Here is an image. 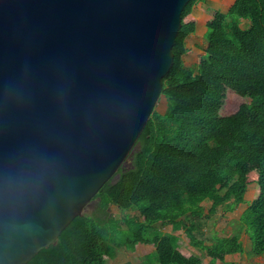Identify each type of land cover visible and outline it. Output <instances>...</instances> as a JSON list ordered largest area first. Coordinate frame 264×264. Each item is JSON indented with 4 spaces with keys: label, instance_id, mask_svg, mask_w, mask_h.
Here are the masks:
<instances>
[{
    "label": "water",
    "instance_id": "95a60500",
    "mask_svg": "<svg viewBox=\"0 0 264 264\" xmlns=\"http://www.w3.org/2000/svg\"><path fill=\"white\" fill-rule=\"evenodd\" d=\"M191 0H0V264H28L119 178Z\"/></svg>",
    "mask_w": 264,
    "mask_h": 264
},
{
    "label": "trees",
    "instance_id": "16d2710c",
    "mask_svg": "<svg viewBox=\"0 0 264 264\" xmlns=\"http://www.w3.org/2000/svg\"><path fill=\"white\" fill-rule=\"evenodd\" d=\"M196 1L182 13L174 65L163 79L167 110L152 112L129 158L132 168H121L119 178L96 195L94 216L77 217L55 245L28 264H107L119 249L134 252L139 244L155 248L141 264H203L180 248L178 235H159V224L183 230L210 264L225 262L245 252L240 236L215 237L208 245L197 236V218L205 215L206 203L208 218L222 206L235 210L252 184L259 196L240 222L251 253L264 256V0H236L227 14L216 13L207 25L206 55L194 74L184 68L183 56L186 39L196 30L189 19ZM244 21H250L246 28ZM229 91L251 101L222 116ZM111 206L125 214V229L109 216Z\"/></svg>",
    "mask_w": 264,
    "mask_h": 264
},
{
    "label": "rangeland",
    "instance_id": "374dc122",
    "mask_svg": "<svg viewBox=\"0 0 264 264\" xmlns=\"http://www.w3.org/2000/svg\"><path fill=\"white\" fill-rule=\"evenodd\" d=\"M185 68V67H184ZM189 71L195 73L197 72L196 68H186ZM249 98H242L235 94L233 91H229L227 101L225 106L221 110L222 116H230L233 115L238 111V109L243 105L250 103ZM168 107V101L166 98L161 95L154 110L159 114H165ZM152 115V114H151ZM138 146H135L133 151H137ZM134 154V153H132ZM132 160L129 159L123 166L124 170L132 168ZM245 202L242 205H239L235 210L228 211L226 210L225 206H222L216 215L207 217L208 210L210 208V203H206L205 206V215L203 218L197 220L201 223L200 231L197 233V236L204 240L206 244L210 245L214 241L215 237H231L233 235H239L240 239L243 243L245 252L243 254L238 255H230L226 257L225 262H218L217 264H264V257H257L251 253V242L247 234L245 233V229L242 227L240 222V217L242 213L245 211L247 206L256 200L259 196L257 185L252 184L248 187L247 193L245 194ZM99 200H94L88 207L85 209L84 214L94 216L95 212L97 211ZM109 216L119 220L120 226L122 228H126L123 218L125 216L124 213L119 211L116 207L111 206L108 210ZM156 230H158L159 235L165 236L169 234H173V230L171 226H164L159 224L156 226ZM176 235L179 236V246L181 249L192 253L194 256L200 258L203 264H210L209 258L206 254L198 251L197 249L193 248L189 245L186 235L184 231L176 232ZM124 234L119 232L117 235L118 238H122ZM145 246V245H140ZM153 249L147 246L145 248L138 247L135 252L129 251L126 248H121L118 251V255L115 259L109 260L107 264H141L142 258L152 252Z\"/></svg>",
    "mask_w": 264,
    "mask_h": 264
},
{
    "label": "crops",
    "instance_id": "0c3cea01",
    "mask_svg": "<svg viewBox=\"0 0 264 264\" xmlns=\"http://www.w3.org/2000/svg\"><path fill=\"white\" fill-rule=\"evenodd\" d=\"M235 2L236 0H197L196 1L193 7V12L189 18L190 20H194L196 22V30L186 39L187 52L183 56V64L185 68H190V67L196 68L198 64L201 62L202 58L206 55V50L208 48V41L206 38L208 22L215 17L217 12L227 14L231 9V7L235 4ZM249 24L250 21H244L242 23V27L246 28L248 27ZM194 74H197V72H195ZM175 233L176 232H173V234ZM140 245H144V244H139L136 247V249H138V247L145 248L147 246L153 249L152 252L155 249L153 245H145V246H140ZM152 252H150L149 254H151Z\"/></svg>",
    "mask_w": 264,
    "mask_h": 264
}]
</instances>
